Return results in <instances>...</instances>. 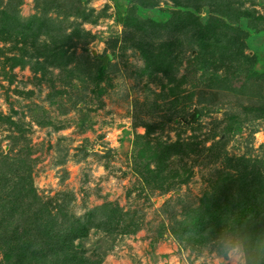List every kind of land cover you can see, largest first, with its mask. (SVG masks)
I'll return each mask as SVG.
<instances>
[{
  "label": "rangeland",
  "instance_id": "374dc122",
  "mask_svg": "<svg viewBox=\"0 0 264 264\" xmlns=\"http://www.w3.org/2000/svg\"><path fill=\"white\" fill-rule=\"evenodd\" d=\"M71 1L55 0L50 7L45 0H0L1 11L23 20L37 13L53 21V29L41 32L47 44L70 35L76 43L44 62L26 41L22 62L10 67L12 47L0 40V200H11L22 186L31 197L30 186L51 203L52 213H65L66 223H81L100 207L92 220L103 223L109 215L117 233L92 229L73 243L77 256L95 264H245L243 250L228 258L220 252V242L232 239L221 238L224 221L213 203L225 186L231 193L264 183V112L256 110L264 108V75L261 88L247 82L239 93L235 70L225 83L211 76H231L234 60L225 63L214 55L197 62L190 37L178 34L171 66L157 67L150 57L158 53L154 37L147 29L128 28L129 17L166 19L172 10L186 11L189 0ZM221 1L263 18L258 30L248 26L252 17L237 22L249 35L243 51L258 59L255 68L263 74L264 33L255 32L264 30V0L198 1V22L221 20L214 5ZM72 51L86 58L87 67L83 61L78 71L72 62L62 64ZM103 61L107 66L97 74ZM245 69L240 71L247 74ZM164 147L169 153L159 167L153 154ZM20 164L24 180L15 176ZM189 215L195 229L182 235L180 221ZM197 216L209 222L204 232H198ZM10 224L8 236L16 231ZM123 225L134 231L119 234ZM6 244L0 240V264L7 253L12 256Z\"/></svg>",
  "mask_w": 264,
  "mask_h": 264
},
{
  "label": "trees",
  "instance_id": "16d2710c",
  "mask_svg": "<svg viewBox=\"0 0 264 264\" xmlns=\"http://www.w3.org/2000/svg\"><path fill=\"white\" fill-rule=\"evenodd\" d=\"M45 1L50 7V4H55V0ZM198 1L213 5L209 0H189L188 4H186V11L172 10L170 16L166 19L144 20L131 14L128 20L129 24L126 26L128 28L131 26L134 31H145L147 29L149 31L148 34H152L154 37L152 39L154 40L153 42L157 43L155 50H158V53H156V56L150 55V57L157 67L163 65L171 66V59L169 57L173 52L172 49L181 42V40L173 38L177 37L176 34L183 37L189 36L191 48L197 50L195 56L197 62H207L206 60L214 58V55H217L218 61L224 62L226 60L225 63H230L234 60L236 62L235 66L234 63L233 65L231 64V68L233 69L231 76L225 74L222 77L216 74V72H213V74L211 73L212 77L224 80L222 83H225L229 79H234V75L236 74L241 80L239 93H243L248 87L245 85L247 82L255 85L260 84L261 88L264 73L259 74V71L255 68L258 59L254 55L249 56L244 53V41L245 39L247 40L249 35L242 28L238 27L237 22L243 17H252L249 20L248 26L251 29L258 30L259 28H257L256 22L261 19L263 20V18L261 16H251L248 11L241 10V8H233L231 7L232 3L221 1L219 4H214L215 7H219L217 11H219L218 16L221 17V20L213 16L207 19L206 23L200 24L195 16V10L193 11L194 8L200 6ZM211 1L214 2L216 0ZM151 2L156 3L154 0H151ZM194 2L197 4H193ZM154 3L152 7L155 6ZM36 14L23 20L14 11L7 12L6 10H0V40L5 44L10 43V47H12L11 51L14 53V57L10 59V67H15L22 62V58L28 51L26 50V41L30 42L31 46H34L36 50L40 51V55L44 57V62L52 60L57 55H61V52L65 54L67 50L63 51L64 48L72 47L74 49L76 46V43L71 40V35L65 36L66 39L63 38L61 40L50 39V44H47L45 40H40L42 37V29L44 28L45 31L51 30L56 24H53V21L49 19L40 18ZM263 31H253V33H264ZM73 34H78V28L74 29ZM139 49L142 48L140 47ZM72 56H74L73 51L66 58L67 60L62 61V64L66 66L67 62H72L74 63V69H77V71L79 70L80 61H83L86 67L89 64L82 55H75L74 58ZM29 60L31 61V58ZM262 62L264 63V61ZM107 63L103 61V63L96 65L95 69L97 70V74L102 73ZM245 67L249 68L245 69L248 71L246 73L249 76L240 71V69H244ZM250 69L252 72H250ZM234 70L235 74L233 75ZM239 74L245 76L240 77ZM95 78L97 77L95 76ZM256 110L264 112V108H258ZM14 130L17 131L18 127ZM168 153V149H165V147L164 149L158 148V150H155L153 154L154 159L152 160L159 166L160 161L167 160L166 155ZM15 160L18 163L21 161L19 157ZM22 165L20 164L14 169L15 171H19L15 175L18 180H24V174L21 173ZM23 187L25 186L13 190L11 200H0V212L7 214L6 218H0V222L2 221L0 223V240L11 245L10 252L12 253V256L9 253L6 254L5 264H29L31 261H35L36 264H95L93 260L89 261L88 258L81 255L77 256L73 243L77 240L84 239L92 229L111 234L117 233L111 230L114 226H111L110 216L105 214L107 216L103 217L104 220H101L102 218L100 219L103 223L94 222L92 220L94 214L102 211L98 207L89 212L81 223L77 219L66 223L65 218L67 216L65 213L61 210H56V213H52L50 209L51 203L42 202L40 198L33 194L34 192L30 186H27V190L32 193V196L26 197L28 192ZM244 188L246 192L243 193L242 190ZM229 189L230 187L225 186L222 190V197L215 198L213 203L214 208L218 205L217 210L214 212H221L218 215L220 219H218L224 221V227L218 230L221 238L229 235L232 239L231 241L240 242L246 246L264 239V183H261L258 187L256 186L253 190L245 186H239L238 191L230 193ZM223 200L227 202L230 200L233 203H226L225 205L221 203ZM22 202H25V204H22ZM206 206L211 207V211L213 212L209 199ZM214 212L210 214V217L214 216ZM16 213L19 215L17 216ZM110 215L112 216V214ZM22 216L24 217L23 222L19 226L16 221ZM58 219H61V222ZM196 219L199 229L198 232H204L206 229L204 224L209 222H203L198 216ZM193 221L191 215L180 221V233L182 235H188L194 231L195 224ZM13 222L15 223L16 231L8 236L6 235L7 228ZM105 225L107 228H103ZM129 227V225L128 228L123 225L119 234L133 232L134 230L132 229L134 228L129 229ZM261 230L263 233L259 237ZM255 231H258V233Z\"/></svg>",
  "mask_w": 264,
  "mask_h": 264
},
{
  "label": "clouds",
  "instance_id": "9594fccd",
  "mask_svg": "<svg viewBox=\"0 0 264 264\" xmlns=\"http://www.w3.org/2000/svg\"><path fill=\"white\" fill-rule=\"evenodd\" d=\"M219 250L226 258L230 255L235 257L243 250L246 254L245 264H264V239L249 246L240 242L222 240L219 245Z\"/></svg>",
  "mask_w": 264,
  "mask_h": 264
}]
</instances>
